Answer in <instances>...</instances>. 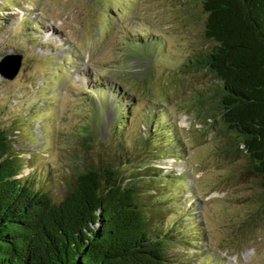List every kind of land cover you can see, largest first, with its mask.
<instances>
[{
	"label": "rangeland",
	"instance_id": "obj_1",
	"mask_svg": "<svg viewBox=\"0 0 264 264\" xmlns=\"http://www.w3.org/2000/svg\"><path fill=\"white\" fill-rule=\"evenodd\" d=\"M205 20L201 0H0V59L23 55L13 79L0 74V121L20 125L15 147L38 150L34 162L61 179L102 159L133 171L120 141L147 154L151 147L137 144L148 124L174 122L173 130L155 126L165 145L178 132L173 146L183 156L181 173L171 172L184 189V211L168 209L181 224L174 231L184 232L169 246L174 264H264L259 178L242 172L246 157L227 154L226 134L191 103L213 80L181 70L207 42ZM145 37L157 39L156 58L134 53L132 39ZM166 155L152 164L164 168ZM51 184L65 193L64 181ZM162 186L166 197L175 190L166 179Z\"/></svg>",
	"mask_w": 264,
	"mask_h": 264
},
{
	"label": "trees",
	"instance_id": "obj_2",
	"mask_svg": "<svg viewBox=\"0 0 264 264\" xmlns=\"http://www.w3.org/2000/svg\"><path fill=\"white\" fill-rule=\"evenodd\" d=\"M201 2L207 42L181 70L202 71L213 85L195 90L190 100L226 134L224 151L246 157L242 172L259 178L264 201V0ZM132 41L135 54L156 58L157 39ZM140 43L145 49L135 47ZM173 124H148L137 144L151 147L144 155L120 141L122 153L132 155L125 164L137 162L133 171L102 159L81 163L61 179L34 162L38 150L15 147L22 142L20 125L0 121V264H174L169 246L184 232L174 231L178 218L171 219L168 209L184 211V189L174 174L152 164L163 154L180 155L173 146L178 132L167 135L165 145L155 127L173 130ZM54 178L67 187L60 196L53 192ZM163 179L175 186L167 197ZM189 237V243L197 240Z\"/></svg>",
	"mask_w": 264,
	"mask_h": 264
},
{
	"label": "water",
	"instance_id": "obj_3",
	"mask_svg": "<svg viewBox=\"0 0 264 264\" xmlns=\"http://www.w3.org/2000/svg\"><path fill=\"white\" fill-rule=\"evenodd\" d=\"M23 61L22 53H8L0 59V74L13 79L20 71Z\"/></svg>",
	"mask_w": 264,
	"mask_h": 264
},
{
	"label": "built area",
	"instance_id": "obj_4",
	"mask_svg": "<svg viewBox=\"0 0 264 264\" xmlns=\"http://www.w3.org/2000/svg\"><path fill=\"white\" fill-rule=\"evenodd\" d=\"M159 161H161V159H157L154 161V164H157V163H160ZM182 158L179 157V156H176V155H168L166 157V159L164 160V170L165 172H178V173H181V170H182V166L183 163H182Z\"/></svg>",
	"mask_w": 264,
	"mask_h": 264
},
{
	"label": "clouds",
	"instance_id": "obj_5",
	"mask_svg": "<svg viewBox=\"0 0 264 264\" xmlns=\"http://www.w3.org/2000/svg\"><path fill=\"white\" fill-rule=\"evenodd\" d=\"M98 226V225H97Z\"/></svg>",
	"mask_w": 264,
	"mask_h": 264
}]
</instances>
